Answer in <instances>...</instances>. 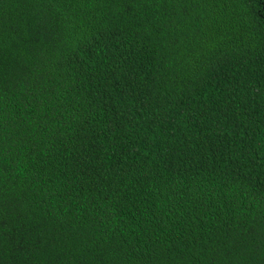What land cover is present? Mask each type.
<instances>
[{"label":"trees","instance_id":"trees-1","mask_svg":"<svg viewBox=\"0 0 264 264\" xmlns=\"http://www.w3.org/2000/svg\"><path fill=\"white\" fill-rule=\"evenodd\" d=\"M0 264H264V0H0Z\"/></svg>","mask_w":264,"mask_h":264}]
</instances>
